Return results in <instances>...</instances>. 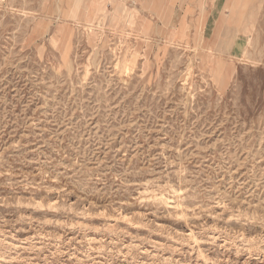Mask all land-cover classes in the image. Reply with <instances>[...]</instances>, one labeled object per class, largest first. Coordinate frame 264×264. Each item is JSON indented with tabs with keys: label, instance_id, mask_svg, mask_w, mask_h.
<instances>
[{
	"label": "rangeland",
	"instance_id": "1",
	"mask_svg": "<svg viewBox=\"0 0 264 264\" xmlns=\"http://www.w3.org/2000/svg\"><path fill=\"white\" fill-rule=\"evenodd\" d=\"M90 1L0 0V264H264V0Z\"/></svg>",
	"mask_w": 264,
	"mask_h": 264
},
{
	"label": "crops",
	"instance_id": "2",
	"mask_svg": "<svg viewBox=\"0 0 264 264\" xmlns=\"http://www.w3.org/2000/svg\"><path fill=\"white\" fill-rule=\"evenodd\" d=\"M142 2L144 1L146 3V5H151L153 7H164V6H168L169 5V0H141ZM207 5H211V6H216V7H221L220 9H216L214 10V14L213 16H209V17H204L201 18V21L203 22H210L212 23V25L210 24H204L205 31L203 32L202 36L205 38H210V44L208 45L211 46L212 48L214 47V44L217 42V39L220 36H223L222 33L224 30L222 29V27H226L227 22L229 20V16H230V11H231V6L235 5L236 3L234 2V0H212L209 2H206ZM85 5H93L95 7H98L100 4L96 1L94 2V0L90 1V2H86L84 3ZM102 5V4H101ZM229 15V16H228ZM142 22V21H141ZM182 24V23H181ZM185 25V24H184ZM180 24H178L177 27H179ZM211 27V28H210ZM237 48L235 49L236 52ZM234 52V54H235Z\"/></svg>",
	"mask_w": 264,
	"mask_h": 264
},
{
	"label": "bare ground",
	"instance_id": "3",
	"mask_svg": "<svg viewBox=\"0 0 264 264\" xmlns=\"http://www.w3.org/2000/svg\"><path fill=\"white\" fill-rule=\"evenodd\" d=\"M117 5H118V4H117ZM113 13H114V12H113ZM98 15H99V14H98ZM100 18H101V17H100ZM120 19H121V18H120ZM128 19H129V18H128ZM126 21H127V18H126ZM124 23H125V22H124ZM120 24H121V23H120ZM129 30H130V29H129ZM236 43L239 44V45L241 44L240 41H237ZM231 67H232V66H231ZM233 68H234V67H233ZM232 70H233V69H232ZM233 72H234V71H233ZM225 79H226V78H225ZM224 82H225V81H224ZM225 83H226V82H225Z\"/></svg>",
	"mask_w": 264,
	"mask_h": 264
}]
</instances>
